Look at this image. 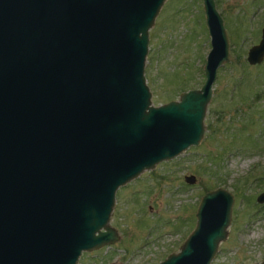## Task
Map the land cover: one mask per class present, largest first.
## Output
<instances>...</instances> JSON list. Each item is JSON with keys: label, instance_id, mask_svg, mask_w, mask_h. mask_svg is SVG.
I'll use <instances>...</instances> for the list:
<instances>
[{"label": "water", "instance_id": "water-1", "mask_svg": "<svg viewBox=\"0 0 264 264\" xmlns=\"http://www.w3.org/2000/svg\"><path fill=\"white\" fill-rule=\"evenodd\" d=\"M163 1L0 0V264H75L113 242L117 187L198 143L228 38L214 0H201L203 80L152 104L144 60ZM263 56L264 20L245 58ZM232 202L204 191L191 230L155 264H209Z\"/></svg>", "mask_w": 264, "mask_h": 264}, {"label": "rangeland", "instance_id": "rangeland-1", "mask_svg": "<svg viewBox=\"0 0 264 264\" xmlns=\"http://www.w3.org/2000/svg\"><path fill=\"white\" fill-rule=\"evenodd\" d=\"M228 38L216 69L197 144L117 187L109 224L117 239L82 251L75 264H155L178 249L195 222L201 194L233 195L225 238L209 264H264V56L246 61L264 20V0H214ZM209 49L201 0H164L148 28L144 76L152 104L199 87ZM192 173L195 182L183 175Z\"/></svg>", "mask_w": 264, "mask_h": 264}]
</instances>
